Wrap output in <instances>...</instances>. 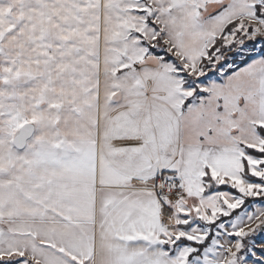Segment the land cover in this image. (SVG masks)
<instances>
[{
  "label": "snow or ice",
  "instance_id": "1",
  "mask_svg": "<svg viewBox=\"0 0 264 264\" xmlns=\"http://www.w3.org/2000/svg\"><path fill=\"white\" fill-rule=\"evenodd\" d=\"M0 264H264V0H0Z\"/></svg>",
  "mask_w": 264,
  "mask_h": 264
}]
</instances>
